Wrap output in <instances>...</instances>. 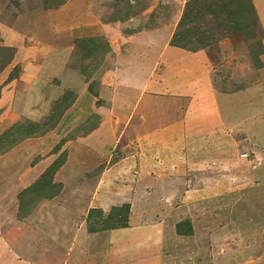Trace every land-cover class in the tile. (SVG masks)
<instances>
[{"label": "rangeland", "instance_id": "rangeland-1", "mask_svg": "<svg viewBox=\"0 0 264 264\" xmlns=\"http://www.w3.org/2000/svg\"><path fill=\"white\" fill-rule=\"evenodd\" d=\"M61 1L0 0V44L15 49L13 59L0 73V89H14L15 95L27 96L26 101L21 102L24 107L21 113L12 104V99L0 107V136L17 123L45 121L54 102L67 91H71L73 96L72 105L63 113L53 130L19 143L31 141L38 147L40 154L27 160L26 167H20L21 177H31L35 172L36 177L30 178L28 186L22 185L19 190H15L17 199L19 193L39 179L47 168L34 165L44 158L50 159L49 163L52 164L63 151H66L68 158L71 145L73 150L76 149L75 142H83L100 156L108 154L111 161L120 155L124 156V153L131 154L136 149L133 145L127 148V140L120 136L121 132L130 131V126L123 119L137 102L148 78V68L158 57L164 39L174 33L187 0H138L137 3L131 0L136 7L133 8L135 17L129 20L125 17L128 7L124 6L119 11L116 7L118 0H65L60 4ZM117 17L124 20L114 22L113 19ZM105 24H121L123 32L160 30L161 33L155 34L160 42L149 47L136 42L125 46L120 37L116 42H110L102 30ZM91 37H102L103 41L109 43L110 51L106 54L97 53L92 59H83L82 45L77 43V39ZM261 39L263 42L264 37L258 34L248 41L239 33L221 38L217 44L213 42L207 50H203L214 71L213 82L218 91L229 93L245 88L251 90L246 95L247 110L239 108L240 102H234L232 113L227 119L232 128L230 134L238 141L235 146H231V155L228 156L231 157L230 165L216 167L211 163L209 167L206 164V167H183L180 175L183 186L178 191L180 194L173 207L179 211L180 219L184 217L181 221H191L194 230L191 241L181 244L186 247L181 251L183 264H264V61L260 67V55L257 54L260 48L257 42ZM118 42L122 43L121 48L117 46ZM16 67H19V76L7 82ZM88 72H93L92 77L87 78ZM112 81L113 88L110 91L113 94L108 89ZM90 87L94 88L98 97L90 92ZM98 99L102 100L99 104ZM115 99H119V103ZM95 114H99L100 118L96 119L93 116ZM237 115L242 116V121L246 118V125L238 122ZM112 118H117L118 125L120 123L115 131L112 129L115 122ZM88 120H98L91 132L81 128ZM237 126L241 127L240 132ZM14 131L9 133L4 143L15 135ZM68 135L73 138L68 139L56 152L55 146ZM68 142L71 144L68 145ZM34 145L31 146L33 151L36 148ZM111 145L114 149L107 153L106 149L111 148ZM16 146L0 153V163L4 157L5 160L12 159L9 156H13ZM29 151L28 147L23 154L27 156ZM111 161L108 163V159H104L97 162L100 167H86L82 174H77L75 167H60L54 175V182L62 184V189L55 197L63 194L87 200L89 196L91 201L94 180L89 178L104 170L109 176L108 173L113 169L109 167ZM2 168L6 167H0V170ZM119 170L122 171L123 167L116 169ZM8 177L6 173L4 181H8ZM64 182L68 185L66 192ZM98 193L102 194L99 190ZM33 200V196L27 195L28 207L34 204ZM42 200L37 199L32 211ZM121 201L124 200L118 196L116 204L103 209L104 214L107 215L112 207L129 203ZM156 201V208L161 207V202ZM88 202L85 204L86 211L91 209L88 208ZM16 213L19 220L26 219L20 218L19 208ZM83 221H77L76 224L80 226ZM187 246L192 249V255L185 250L189 249Z\"/></svg>", "mask_w": 264, "mask_h": 264}, {"label": "crops", "instance_id": "crops-1", "mask_svg": "<svg viewBox=\"0 0 264 264\" xmlns=\"http://www.w3.org/2000/svg\"><path fill=\"white\" fill-rule=\"evenodd\" d=\"M254 5L264 29V0H254ZM102 30L110 42H116L120 37L125 46L136 42L149 47L160 42L155 36L161 33L160 30H143L135 34L130 30L123 32L121 24H105ZM171 36L164 39L158 57L148 68V78H145L137 102L123 119L130 131H123L120 136L127 140V148L133 145L136 149L112 163L109 167L114 170H109V176L104 170L89 178L94 180L91 201L89 196L82 200L63 194L51 200L43 199L21 221L16 216L18 199L15 190L22 185L28 186L36 172L31 177H21L20 167H26L27 160L40 153L34 143L26 140L13 149V156H9L12 161L5 157L1 159L0 167L6 168L0 170V264H183L181 251L186 247L181 244L191 241L192 237L177 233L176 224L184 217L180 219L179 211L173 207L183 186V167H206L205 164L209 167L211 163L216 167L230 165L229 152L238 141L230 134L232 128L227 119L234 102H240L239 108L247 110L246 95L251 88L229 93L218 91L213 82L214 71L203 50L189 52L171 46ZM122 43L116 44L121 48ZM260 57L264 61V54ZM110 88H113V81L108 86L113 94ZM13 92L14 89H2L0 107L12 99V104L21 113L27 96ZM114 97L117 98L116 94ZM114 120L112 129L115 131L120 123L118 125L117 118ZM237 120L246 125L245 117L242 121V116L237 115ZM237 127L240 132L241 127ZM228 140L231 142H226ZM74 144L76 149L73 150L71 145L63 168L75 167L76 173L82 174L86 167H100L97 162L111 161V156L106 153L105 157L100 156L83 142ZM32 145L36 147L34 151ZM28 147L30 151L26 156L23 152ZM113 149L111 145L106 152ZM49 161L44 158L34 167H48ZM120 167L123 170L116 171ZM6 173L10 178L8 181L3 179ZM67 186L65 183V192ZM104 193L108 197L103 196ZM118 196L124 200L121 202L131 204L129 226L89 233L86 202L89 201L88 208L103 210L116 204ZM155 201L161 202L162 206L156 208ZM151 217L157 219L152 221ZM83 219L84 223L78 226L76 222ZM185 250L189 254L192 252L191 248Z\"/></svg>", "mask_w": 264, "mask_h": 264}, {"label": "trees", "instance_id": "trees-1", "mask_svg": "<svg viewBox=\"0 0 264 264\" xmlns=\"http://www.w3.org/2000/svg\"><path fill=\"white\" fill-rule=\"evenodd\" d=\"M65 0L60 2L63 3ZM138 0H135L137 3ZM134 3V4H135ZM49 4H47L48 7ZM128 7L126 19L135 17L136 6L131 3V0H118L116 7ZM147 8V6H146ZM124 20L122 17L113 19L114 22ZM138 29L134 32H139ZM241 34L245 40H251L258 36L264 37V29L260 22L259 15L254 5V0H187L184 6L183 13L180 16L178 24L170 39V45L184 49L189 52H197L200 50H207L213 42L219 41L221 38H226L229 35ZM77 43L82 45L83 59L94 58L97 53L106 54L111 47L107 41H103L102 37L97 38H81L77 39ZM260 48L257 51L260 56L264 53V45L262 39L257 42ZM15 49L12 47L2 46L0 44V73L11 62L14 56ZM258 57V65L262 66V60ZM19 67L12 70L7 82H11L19 76ZM93 72L87 73V78L92 77ZM95 97L93 87L88 88ZM1 92V89H0ZM1 95V94H0ZM72 92L67 91L59 100L53 103L51 113L47 119L42 122L28 121L26 124L17 123L11 129L5 131L0 136V153L6 152L8 149L16 146L26 138L33 137L38 134H43L49 130H53L63 113L72 105ZM102 100L98 99V104ZM96 119L100 118L99 114L93 115ZM98 120L82 124L81 128L85 132H91L95 129ZM91 123V124H90ZM90 124V125H89ZM16 132H15V131ZM14 131L12 136L6 143L9 133ZM13 133V132H12ZM73 136L68 135L60 140L55 146V151L61 149V146ZM59 152V151H58ZM123 156V155H120ZM113 158L112 163L118 161L120 158ZM67 158L66 151H63L59 157L50 164L32 185L22 190L18 195V208L20 211V218H26L32 211L37 199H52L59 194L62 189V184L54 182V175L62 167ZM27 195L33 196L34 204L31 207L27 206ZM27 206V207H26ZM131 206L125 203L121 206L112 207L110 212L105 215L100 208H91L87 215V229L89 233H96L105 230L125 228L129 226V215ZM176 231L179 235H192L193 226L190 220H183L176 224Z\"/></svg>", "mask_w": 264, "mask_h": 264}]
</instances>
